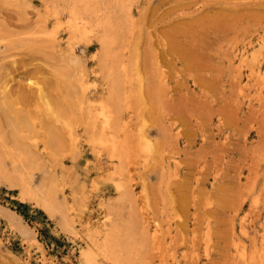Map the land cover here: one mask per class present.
I'll use <instances>...</instances> for the list:
<instances>
[{
  "label": "rangeland",
  "instance_id": "374dc122",
  "mask_svg": "<svg viewBox=\"0 0 264 264\" xmlns=\"http://www.w3.org/2000/svg\"><path fill=\"white\" fill-rule=\"evenodd\" d=\"M51 1L0 0L1 41L16 40L0 50V98L15 96L17 112L28 111L37 125L28 141L40 138L39 145L41 127L53 120L42 97L49 94L64 111L72 73L61 67L58 74L64 61L42 38L46 23L60 30L64 24L47 19ZM135 17L129 47L137 72L130 68L125 78L131 95L124 117L129 133L136 137L142 128L154 149L135 152L125 179L135 192L136 213L159 231L146 264H264V0H140ZM84 40L76 50L90 65L98 43L91 40L85 52L89 38ZM157 56L170 85L156 95L151 81L159 72ZM94 86L99 89V79ZM82 127L76 121L75 128ZM92 155L78 156L75 167L67 156L59 173L70 175L64 182L69 196L72 180L83 185L86 216L94 220L104 214L100 201L116 192ZM0 207L19 216L39 240H23L0 214V264H84L85 235L64 231L56 217L1 179Z\"/></svg>",
  "mask_w": 264,
  "mask_h": 264
},
{
  "label": "bare ground",
  "instance_id": "6f19581e",
  "mask_svg": "<svg viewBox=\"0 0 264 264\" xmlns=\"http://www.w3.org/2000/svg\"><path fill=\"white\" fill-rule=\"evenodd\" d=\"M139 1L52 0L47 4V19L55 18L59 23L64 20V24L59 25L62 29L60 30L56 26L50 29L46 23L42 29L44 31L42 38L49 40L52 49L57 51L64 61L63 66H59L58 74L62 73L61 67L64 74L69 71L72 73L66 76L68 88L63 94L66 101L64 111L63 105L54 104V99L49 100V94L45 97L43 93L42 101L39 98L41 106L53 119L49 120L50 124L44 120L48 125L44 124L41 127L43 130L40 145L38 141L40 138L36 140V137L33 140L31 137L28 141L29 136L37 130V125L31 121L33 118H30L28 111L25 114L21 108V111L17 112L18 108L15 109L16 106L14 105L15 108L13 106V101L17 100L15 96L16 100L7 99L6 95L0 98V109L5 118L0 119V179L7 181L12 188H19L23 197L40 206L50 217H56L64 231L72 234L81 231L85 235L87 245L82 248L80 254L84 264H146L147 252L151 245L156 243L159 232L158 227L153 228L155 225L152 227L145 217L136 213L135 192L125 179L126 172L130 170L129 164L135 165L131 160L135 152L142 150L152 153L154 149L149 134L140 126L136 137L129 133L127 119L124 117V110L131 95L124 84L125 78L127 75L130 77V68L136 69L137 72V66L130 61L133 50L129 47V41L133 38L132 29L137 24L135 13ZM60 31L68 34L67 39L62 37ZM2 38L0 50L16 42L12 40L13 38L2 42ZM85 38H89L83 47L85 52L91 40L95 39L98 43L97 50L90 56L93 60L90 65L76 50L75 43ZM34 43L39 44L35 41ZM188 55L191 56L187 52L183 54L186 60L191 58ZM155 62L159 72L151 73L153 75L151 84L157 95L159 92L169 90L170 83L168 72L160 64L158 56ZM152 66L151 64V68ZM97 79L100 80V87L97 86L99 89L94 86ZM129 80L132 81L128 78V82ZM137 80L142 82L140 78ZM139 88L137 87V90ZM133 92L135 94V91ZM9 93L8 95L11 94ZM134 98L136 102L139 97ZM43 111L42 114L45 112ZM76 121L83 125L81 131L75 128ZM179 132L177 134L180 135ZM32 143L37 148H32ZM88 152L98 157L99 165L104 171L107 170V177L113 181L112 187L116 192L107 201H100L104 214L100 213L94 220L91 216V218L86 216L85 209L88 205L86 206L83 197V185L72 180L69 196L64 182L70 175L64 171L62 174L59 173V168L63 169L66 166L67 156L71 158L75 167L78 164V156ZM37 170L41 171L39 181L35 180ZM182 197L187 198L184 193ZM75 205H78L79 209L74 213ZM0 214L23 240L30 243L39 241L36 232L14 212L0 207ZM232 239L236 242V233Z\"/></svg>",
  "mask_w": 264,
  "mask_h": 264
}]
</instances>
